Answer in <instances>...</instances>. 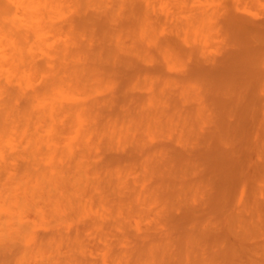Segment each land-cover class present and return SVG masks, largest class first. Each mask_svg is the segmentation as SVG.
I'll list each match as a JSON object with an SVG mask.
<instances>
[{
    "label": "bare ground",
    "instance_id": "1",
    "mask_svg": "<svg viewBox=\"0 0 264 264\" xmlns=\"http://www.w3.org/2000/svg\"><path fill=\"white\" fill-rule=\"evenodd\" d=\"M57 1L17 0L23 27L36 37L33 61L43 76L37 101L49 117L50 160L55 149L92 158L83 179L92 203L99 202L98 218L126 232L118 239L95 229L102 253L87 264H226L225 220L248 241L246 257L230 264H264V174L250 196L232 198L223 155L239 133L241 119H233V111L239 108L242 120L248 116L242 103L249 85L228 71L190 75L192 68L213 69L223 55L240 53L237 24L215 5L197 6L177 27L178 52L152 28L137 32L122 6L64 12ZM56 14L65 17L63 35L53 27ZM11 70L0 65L7 83ZM16 74L21 80L19 67ZM119 79L125 84L116 88ZM205 206L216 214L178 234L173 224ZM260 237L261 243L254 241ZM55 262L65 264L64 257Z\"/></svg>",
    "mask_w": 264,
    "mask_h": 264
},
{
    "label": "rangeland",
    "instance_id": "2",
    "mask_svg": "<svg viewBox=\"0 0 264 264\" xmlns=\"http://www.w3.org/2000/svg\"><path fill=\"white\" fill-rule=\"evenodd\" d=\"M57 3L64 12L76 7L95 13L99 9L122 6L130 11L129 24L137 32L143 29L149 33L152 28L159 40L177 48L178 52L182 50L175 36L177 27L197 14V6L209 3L229 16L238 27L240 56L223 55L213 69L192 68L190 75L211 70L212 75H219L218 72L228 71L234 73L236 80L249 85L242 103L248 116L242 120L240 109L233 111V119H241L237 124L239 133L223 155H228L225 167L230 173L232 198L243 192L250 196L255 191L258 178L264 174V0H58ZM23 15L17 0H0V65L12 66L15 75L19 67L21 73V80L12 75L9 83L0 76V264H55L59 254L65 264H87L86 258L102 253L103 245L95 229L115 234L118 239L125 238L126 232H116L98 218L99 202L93 199L92 203L83 179L85 169L93 165L92 158L61 155L55 149L54 162L50 160L53 153L47 131L49 117L37 101L43 76L39 73V63L33 61L36 37L32 30L23 27ZM64 18L60 14L53 18V27L62 35ZM146 47L153 49L148 44ZM24 74L31 76L30 80ZM118 81L121 84L116 88L123 87L125 80ZM209 167L205 166L204 176L210 179L213 172ZM226 207H222L224 213ZM214 214L216 209L205 206L194 217L173 225L178 234L185 236L200 218ZM222 222L221 237L226 250L222 255L226 264H230L238 256L246 257L248 241L227 220ZM254 241L261 243L263 238Z\"/></svg>",
    "mask_w": 264,
    "mask_h": 264
}]
</instances>
